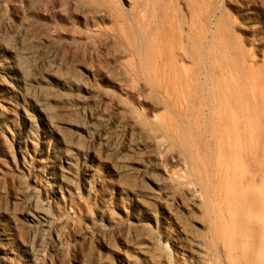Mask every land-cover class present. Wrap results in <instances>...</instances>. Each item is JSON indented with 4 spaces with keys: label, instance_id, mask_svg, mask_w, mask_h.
Returning <instances> with one entry per match:
<instances>
[{
    "label": "rangeland",
    "instance_id": "374dc122",
    "mask_svg": "<svg viewBox=\"0 0 264 264\" xmlns=\"http://www.w3.org/2000/svg\"><path fill=\"white\" fill-rule=\"evenodd\" d=\"M256 77L264 0H0V261L234 264L187 114Z\"/></svg>",
    "mask_w": 264,
    "mask_h": 264
},
{
    "label": "bare ground",
    "instance_id": "6f19581e",
    "mask_svg": "<svg viewBox=\"0 0 264 264\" xmlns=\"http://www.w3.org/2000/svg\"><path fill=\"white\" fill-rule=\"evenodd\" d=\"M255 79L250 95L238 88L237 80L212 85L211 93L187 114L191 133L199 139L198 152L213 155L212 167L220 176L224 210L218 213L215 242L234 264H264V79ZM71 160L67 155L62 160L66 168L60 180ZM38 218L31 220L43 226L46 220ZM0 237L8 240L5 233ZM5 262L3 258L0 264Z\"/></svg>",
    "mask_w": 264,
    "mask_h": 264
}]
</instances>
